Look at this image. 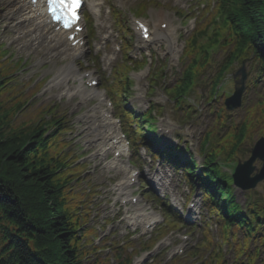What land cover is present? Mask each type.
<instances>
[{
	"label": "rangeland",
	"instance_id": "1",
	"mask_svg": "<svg viewBox=\"0 0 264 264\" xmlns=\"http://www.w3.org/2000/svg\"><path fill=\"white\" fill-rule=\"evenodd\" d=\"M122 1L123 6L118 9V12L119 14H123L118 16L120 20L124 21L122 27L125 29L126 36L129 38L134 36V34H131L129 31V28L131 30V23H129L128 18L129 11H135L139 0H134L133 3L129 0ZM196 1L197 0H162L159 2L158 0H154L155 4H147L144 13L136 15V17H148L150 22H153L162 14V20H169L172 23L170 33L172 42L169 44L161 39L147 44L146 48L141 49L140 52L136 49L130 51V54L137 55L138 57L141 54L143 56V53L145 54L146 51V55L144 56L146 57V61L149 63L152 62L151 64H146L142 70L137 72L144 76L141 77L140 81H138V78L135 80L133 77L135 81L131 83V93L129 91L130 83L128 80L131 68L126 62L119 63L122 59L121 54H116L111 48L110 50L116 55V59L104 70V73L109 75L111 66L116 64V67L113 68L111 77H108V86L106 88L119 96L121 94L129 95L130 93L128 105L129 107L135 108L138 113L142 112V109L137 108V102L133 99V96L136 97V93L145 95L143 98L144 100L140 101L142 105L146 106L148 103L152 102L154 107H161L162 110L160 111L154 110L156 116H162L159 117V122H164V118L167 116L172 120L171 125L174 127L168 136L156 137V140H159L158 146L161 148L167 145L173 146V144H169V141L171 143V139L175 140V138L178 137V145L185 141V144L188 145L190 150L196 151L199 141L201 140L202 148L199 146L198 151L203 160L201 165L210 164L211 169L221 173L222 169H233L234 162H236L237 158L240 160L246 159L249 156V150L253 144L261 136L264 137V116H261V114L257 112L260 110L263 113L264 109V107L261 109L259 106V104H264L263 82L255 81V83H253L256 72L258 71V64L251 58L248 49L244 51V55H247L244 60L240 61L237 59L231 62L227 65L221 81H216V84L212 82V79L220 70L221 66L225 64L228 53L234 49L232 38H229L226 40L229 43L224 46H219L217 43L218 45L213 47L209 57L206 58L207 62L203 66L198 65L195 68L197 75H192L189 82L185 80L182 83V85L188 87L187 91L179 93L177 97H175L173 93L170 92L169 94L167 92V89L175 82H177L178 85L181 81L180 76L184 68V63L182 60L180 61L179 57L181 56V59H183L182 50L184 48L185 38L189 44L192 35H194L195 38H199V42H204V37H201L198 32L195 31L194 34L191 32L193 30V18L191 17L194 15H201L199 3H197L198 7L195 6ZM200 1L202 5H209L210 2V0ZM108 4H115V0H107L106 7ZM181 7L186 11L187 16H185V11L178 12V15L177 12H175V9H181ZM88 8L92 15V21L94 20L93 27L95 29L91 54L93 53L94 46L99 43L102 33L106 31V27L107 31H109V28L111 29V47H113L114 43L120 44V39L123 37L122 32H119L121 28L120 23H115V19H113L111 14L104 13V7L100 17H96L92 13V9L89 6ZM202 13L204 22L198 21L197 30L207 26L204 35L209 36L211 44H215L217 39L225 34L223 33L224 27L222 22L218 20H222L226 16V11L219 7L213 16L211 15L207 18L209 15L207 6L206 8H202ZM19 15L20 9L15 7L13 1L0 0V60L2 66L6 65L7 67L2 76L8 77L6 82V79L0 81V83H2V88H0V119L3 114L4 116L7 115V118H3V120L8 122L7 130L9 133H13L18 129L22 130L21 127L28 125L39 126V124H41L44 127L49 124V118H55L54 116H49L50 112L45 109V105L48 106L50 104L51 107L54 106V109L58 108L56 110L57 114H65V118L68 121L70 120L68 126H70L72 130L67 133H65L66 130H62L57 139L50 137V144L48 148L45 149V155L46 151L49 157H53L57 154L56 157L58 158V162H62V160L66 158L65 162L62 164L65 165V167L62 169L63 171L59 170L57 176L59 181L65 184L61 189L63 206L65 209H68L69 212L71 210L70 216H72L73 221L77 223L78 227L80 226L79 232L82 235L83 242L87 245H90V243L94 244L85 248L81 246L83 250L90 252L88 256L81 254L82 264H118L119 259H115L113 248L110 247L108 240H104L106 234L104 230L106 229V222L104 220L111 219L113 214H117L115 213L117 211L115 207L117 201L112 190V180L110 181L106 176L100 162L90 159L93 146L86 144L85 141L87 139V130L84 129L85 119L82 117L84 111L80 112L78 107L79 97L77 95L69 97V95L64 92L66 89L65 86L68 85L72 90L75 89L77 84L74 82L71 84L70 82L65 83L63 81L59 86L51 87L52 81L46 82V77L60 71L69 60L58 57L49 61L47 54L43 53V49L40 46H35L33 41H31L32 38L27 35L28 32L26 28L17 25ZM190 34L192 35L190 36ZM135 42L136 41L133 39V43ZM1 44L3 46H1ZM3 47L6 49H3ZM83 49L85 52H89L87 44L83 46ZM211 49L212 47L210 46V50ZM1 63L0 70L2 67ZM199 63H201V61H199ZM153 64H155V69L162 66L163 69L161 74L159 70H153L151 73ZM95 66H104V58L99 56ZM241 67H243L246 74L245 88L241 96V105L239 108L231 111L225 110L226 114L222 115L219 112V106L233 93L235 81L239 79V76H233ZM120 72L121 76H118L117 74ZM150 73L151 86L153 89L149 88L148 81L150 80H148V77ZM132 74L135 73L132 72ZM102 77L103 76H101L100 81H102ZM195 77L196 79H194ZM101 83L100 86H102ZM173 92H175V89ZM52 103H54V105H52ZM188 105L191 106L186 108ZM79 112L80 116L77 117ZM117 115L124 119H133L135 121V129L136 125L140 123L139 120L134 118L133 114L128 111L123 112L117 110ZM140 119H144L145 122L139 124L135 135L131 134L130 130H125L132 141H139L145 132H148L151 136H154L156 133L157 122L148 111L143 114ZM4 124L5 123L0 121V127L2 126L3 130ZM47 129L48 128L44 129L47 133L46 135L52 133L54 130L52 126L49 127L48 130ZM69 140L72 141V144ZM26 142L27 141H25V143ZM74 144L79 145V147L75 149V147H73ZM63 151H70V153L65 155ZM185 151L191 155L186 149ZM76 154L79 156L86 155L82 160L77 161L87 164L80 175L77 174L82 171L84 165H76V163L73 165L71 162L76 159ZM182 155L181 157L183 158L187 156L184 151H182ZM207 159L208 161H206ZM194 163L196 164L195 161ZM254 164L257 168L261 167V161L258 159ZM171 172L173 173L171 180V189L173 190L164 189V191L160 192V195L162 196L165 193H170L171 197L175 198L172 200V204H175L179 211H181L182 208L179 203V196H184L189 186L182 182L183 177L180 170L171 169ZM77 176L82 178L76 179L75 177ZM233 194L235 200L241 204L242 207L246 206V201L249 197L253 200L262 202L264 200V180L260 181L254 189L248 191L242 192L237 187H234ZM196 196L199 201L200 190L198 191V189L196 191ZM202 213L203 218H205L206 211L204 207H202L201 216ZM185 214L184 212V218ZM118 215L119 217L121 216L120 213ZM203 218H201V221ZM213 222L214 221L210 219V224ZM112 225L116 229L117 236H120L122 233H129L124 219L121 223L115 222ZM92 228H94V230H92ZM176 230L186 232L187 228H177ZM111 234V239H113L115 233ZM189 234L191 235L187 247H189L191 243L198 241L199 237L198 229ZM218 234V229L212 226L210 232L211 237L215 240ZM241 234L240 231L237 233L239 239L242 237ZM100 235H103V237L99 239L98 236ZM149 237L148 235H141L140 237L135 235L133 246L135 248L140 247V244L147 241ZM112 242L114 244L117 242L125 243L123 250L125 249L128 252L132 249L128 248L130 244L128 236L119 237ZM222 247L224 249V264H234V251L227 248L226 244L222 245ZM252 247L253 244L249 246V250H251ZM95 249L98 250L93 253ZM138 252L139 249H134L132 251L133 254ZM149 252L157 254V262H153V264H165L169 262L165 259L169 249L164 251L162 247L156 251L150 250ZM141 253L139 254L140 257H142ZM150 256L151 254H148L143 263H151L149 261ZM125 257L129 264H133L131 255H124V258ZM260 258H262L261 255ZM260 258L255 261V264H260ZM193 261L194 260H191V263ZM197 262L194 261L193 264H199ZM210 264H214L213 261H211Z\"/></svg>",
	"mask_w": 264,
	"mask_h": 264
},
{
	"label": "trees",
	"instance_id": "2",
	"mask_svg": "<svg viewBox=\"0 0 264 264\" xmlns=\"http://www.w3.org/2000/svg\"><path fill=\"white\" fill-rule=\"evenodd\" d=\"M219 7L226 11L222 23L230 28L234 49L228 53L218 76L231 62L244 60L247 57L244 51L248 49L258 64L254 80L264 82V0H220ZM205 30L206 27L197 32L203 37ZM190 41L191 54L208 43L199 42L194 35ZM206 58L205 52L201 58L190 59L183 71V82H189L197 74L195 68L203 66ZM183 82L177 87V95L187 90ZM259 106L262 109L264 104ZM6 116L3 114L0 119L5 123L4 130L0 127V264H82L77 223L70 216L71 210L63 206L62 187L57 178L58 170L65 166L64 159L58 162L57 154L49 157L47 151L45 155L49 138L55 137L64 124L53 118L50 125L54 131L48 135H44L41 124L9 133L8 122L3 120ZM186 166L190 181L192 184L197 181L202 187L212 209L219 212L225 223L235 222L250 236L257 237L256 252L261 250L264 254V204L259 209L251 207V217L245 219L228 194L222 176L210 164L203 168L201 176L194 175L192 163Z\"/></svg>",
	"mask_w": 264,
	"mask_h": 264
},
{
	"label": "water",
	"instance_id": "3",
	"mask_svg": "<svg viewBox=\"0 0 264 264\" xmlns=\"http://www.w3.org/2000/svg\"><path fill=\"white\" fill-rule=\"evenodd\" d=\"M241 73L242 78L236 82L240 83L241 86H235L234 93L228 97L225 101L227 109H233L240 105V97L243 91V81L245 74L243 69H240L237 74ZM256 158L263 161V165L259 172L252 178H249L250 173L255 169L252 163ZM235 183L240 184L242 187H253L258 181L264 179V138H260L255 145L251 148V156L248 160L243 163L238 162L233 174Z\"/></svg>",
	"mask_w": 264,
	"mask_h": 264
},
{
	"label": "bare ground",
	"instance_id": "4",
	"mask_svg": "<svg viewBox=\"0 0 264 264\" xmlns=\"http://www.w3.org/2000/svg\"><path fill=\"white\" fill-rule=\"evenodd\" d=\"M24 2V0H20L18 5L15 3V5L17 6V8L19 7V5H22ZM91 4V3H90ZM23 8H25L23 6ZM27 9H25V11L22 13V15L20 16V20L24 21L27 26L29 27V29H35L37 28L38 31L41 33L39 35V39L42 40L44 39L43 42H45L46 44H48L49 46H59L57 43V40L60 38L59 35L57 33H49L48 30H46V27H44L43 22L41 20L42 16H37L36 17V11L35 10H29V6L27 7ZM162 14H160L159 17H157V21L155 23V21L152 24V40H159V39H165L166 42H168L169 44L172 42V37L169 34V31L171 28V21H167V27L165 30H161L159 28V25L161 23H163L164 21L162 20ZM144 42V41H142ZM66 45L65 42H63L60 46V48H64ZM72 52H76V53H80L81 49L80 48H74L71 50ZM71 52V53H72ZM70 53V54H71ZM69 66H66L64 69L65 70H69ZM83 88L81 87V85H79L78 89L75 91V93H79L80 91H82ZM84 94V91L81 93Z\"/></svg>",
	"mask_w": 264,
	"mask_h": 264
},
{
	"label": "snow or ice",
	"instance_id": "5",
	"mask_svg": "<svg viewBox=\"0 0 264 264\" xmlns=\"http://www.w3.org/2000/svg\"><path fill=\"white\" fill-rule=\"evenodd\" d=\"M80 5L81 0H47L50 15L66 30H73L77 25Z\"/></svg>",
	"mask_w": 264,
	"mask_h": 264
}]
</instances>
